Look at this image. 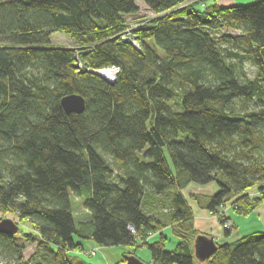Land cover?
I'll list each match as a JSON object with an SVG mask.
<instances>
[{
  "label": "trees",
  "instance_id": "trees-1",
  "mask_svg": "<svg viewBox=\"0 0 264 264\" xmlns=\"http://www.w3.org/2000/svg\"><path fill=\"white\" fill-rule=\"evenodd\" d=\"M189 1L141 0L153 18L133 21L146 22L131 32L135 47L121 38L134 0H0V214L34 230L0 234L1 260L85 264L71 254L76 237L132 248L115 264L138 246L150 264H264L263 231L198 260L181 193L214 182L205 207L232 203L239 215L264 199V0ZM55 32L75 47H52ZM110 66L113 83L95 73ZM69 94L84 98L81 114L62 109ZM68 188L89 213L76 225Z\"/></svg>",
  "mask_w": 264,
  "mask_h": 264
},
{
  "label": "crops",
  "instance_id": "crops-1",
  "mask_svg": "<svg viewBox=\"0 0 264 264\" xmlns=\"http://www.w3.org/2000/svg\"><path fill=\"white\" fill-rule=\"evenodd\" d=\"M249 1L254 3L258 0H249ZM238 2L239 1H237V0H213V4H217L220 7H230V6H234L237 4H241ZM211 4H208V5H211ZM217 191H218V186L214 182H210V183L205 184V185H198V184H194V183L190 182L181 191L182 195L187 199V201H189L188 203L191 206L192 212H193V225H194L195 230L200 235H205L206 237H211V238H213L214 242L222 244V243L234 242L238 238H240L242 236H246L252 232H256V231H263L264 232V199L251 213H249L247 215L236 216V218H234V220H232V218H230V216L228 215L229 210L227 209L225 211V217H226V219H228L230 221L231 227L229 230L225 231L222 227L221 220L218 217H216V214H217L218 210L221 209V207L215 209L217 212H212L210 209H207L205 207V203L207 200L206 198L214 195ZM198 192H200V194H198ZM257 192H258L257 190H250L249 192H247V194L249 195V197H253V196H251V194H254ZM196 194L201 196L200 198H203V199L200 201H197L194 197H192V199L190 200L191 196L196 195ZM242 219H249V221H252L254 223L253 228L249 229L251 231L244 233V232H246L245 231L246 229L240 230ZM167 231H170L169 227L164 228L161 231V233H163L165 235V233ZM34 233H36V232H34ZM234 233L235 234L238 233L240 235L238 237H236L234 240L229 241L230 239H233V237L235 235ZM156 237H157V234H152L147 239V241L151 242V241L155 240ZM165 237L167 238L166 235H165ZM74 242L81 244V250L72 251V252H75L76 254L71 253L72 255H74L73 257L75 258V260L77 262H80V263L110 264V262H108L109 258L107 256L102 257V258L99 257L100 262L96 261L95 258H97V256L100 255V254H96V251H98V250L101 251L102 249L106 250V251H111L112 249H118L119 248V249H121L120 252L127 253V252H124L123 246L99 247L98 245L94 244L91 241L81 240V239H78L76 237H74ZM138 247H140V246H138ZM92 249L95 250L96 255L94 254V255H88L87 256L86 253H84V252L92 250ZM130 251H132V248ZM130 251H128V252H130ZM26 252H28V250ZM89 256H91V257H89ZM149 256H148V261L146 262V264L151 263V254ZM84 257H86V258L89 257V258H92L94 260L92 261V259H91V261H86L84 259ZM119 258H120V255L118 256L115 263L118 262ZM115 263H113V264H115Z\"/></svg>",
  "mask_w": 264,
  "mask_h": 264
},
{
  "label": "rangeland",
  "instance_id": "rangeland-1",
  "mask_svg": "<svg viewBox=\"0 0 264 264\" xmlns=\"http://www.w3.org/2000/svg\"><path fill=\"white\" fill-rule=\"evenodd\" d=\"M134 1H135V4L137 5V7L139 9L138 13L136 15H134V16H126L125 17L126 21L131 22L130 23L131 24V27H130V31H129V36H131L130 33L132 31H134L136 29V27L138 26L134 22L140 21V20H144V19H148L149 20V19L153 18V13L150 10H148V8L141 2V0H134ZM190 1H192V0H190ZM237 1H239L238 3H241V4H237V5H247V4L253 3V2H250L249 0H237ZM206 2H207L206 4H211V3H213V0H206ZM50 44H51L52 47H75V44H74V42L72 40L68 39L62 33H59V32H55V33H53L51 35ZM156 50H157V53L159 55H162V53H161V51L159 49H156ZM245 70H246V72L248 73L249 76H252L253 75V70L254 69L248 63H245ZM165 154H166V158H167V161H168L169 165L172 167L173 165H172V162H171L170 158L168 157L167 151H165ZM108 160L111 161L110 159H108ZM218 179L221 182H223V183H228V179L226 177H224L223 175H220L219 174L218 175ZM198 194H200V192H198ZM198 194L192 195L191 198H190V200L192 199V197L199 196ZM258 195H259L258 193L251 194V196H254V197L255 196H258ZM68 196H69L71 211H72V215H73V221H74L75 225L78 222H80V221H84V220L88 219L89 218V213L82 206V198L77 197L70 188H68ZM199 197H201V196H199ZM225 206H227L226 208L229 210L228 211V215L230 216V218H232V220H234V218H236V216H239V214H237L234 211V206L232 205V203H227L226 205H224L222 207H225ZM11 216L12 215H5V214L4 215H1L0 214V219L13 218ZM216 217H218L217 214H216ZM18 221H19V225H17L15 223L17 225V227L19 228V232H17L14 235V238L16 240H19V238L22 237L23 232H26V231L29 232L30 231V232L33 233L34 230L31 229L30 224H28L27 222H22L19 219H18ZM221 223H222V221H221ZM253 225H254V223L252 221H249V219H242V223H241V226H240L241 227L240 230L241 229H246L245 230L246 232H244V233H247V232L251 231L249 229L253 228ZM165 235L167 236V241L165 242V250L166 251H171V250L174 249L175 245L177 244L178 239L175 238L170 233V231H167L165 233ZM239 235L240 234L236 233L234 235L233 239H230L229 241L234 240ZM149 237L150 236H148L146 238V240ZM31 248H32V246H28L27 250H31ZM123 248H124V252H128V251L131 250L130 247H123ZM90 251H94V250L92 249V250L86 251L84 253H86V255L88 256V255H91V254H89ZM120 251H121V249H119V248L118 249H112L111 251H106V250H103V249L101 251L98 250V251H96V254H100V255H98L97 258H95V259H96V261L100 262V258L99 257L102 258V257L107 256L109 258V261L108 262H110V264H113V263H115V261L117 260V258H118L119 255H120L119 260L121 259V256H122L121 253H123V252H120ZM71 253L72 254H76L75 252H71ZM135 255L142 262L146 263L148 261V256L150 255V252H149V250L146 247L140 246V247H138V248L135 249ZM89 257H91V256H89ZM89 257L88 258L84 257V259L86 261H91L92 258H89ZM93 260L94 259H92V261Z\"/></svg>",
  "mask_w": 264,
  "mask_h": 264
},
{
  "label": "water",
  "instance_id": "water-1",
  "mask_svg": "<svg viewBox=\"0 0 264 264\" xmlns=\"http://www.w3.org/2000/svg\"><path fill=\"white\" fill-rule=\"evenodd\" d=\"M97 75L99 76V74ZM60 105L66 114H70V113L81 114L85 109L84 98L79 94H69L63 96L60 100ZM17 231H18V227L12 220L7 218L0 219V234L13 236L17 233ZM215 247L216 246L213 238L206 237L205 235H200V234L197 235L194 242V252L196 258L201 261L210 258V256L215 251ZM121 264H146V263L142 262L136 256H130L126 259L124 263Z\"/></svg>",
  "mask_w": 264,
  "mask_h": 264
},
{
  "label": "built area",
  "instance_id": "built-area-1",
  "mask_svg": "<svg viewBox=\"0 0 264 264\" xmlns=\"http://www.w3.org/2000/svg\"><path fill=\"white\" fill-rule=\"evenodd\" d=\"M144 23H146V22L135 23L136 25H138L136 28L140 27ZM130 27H131V25H130ZM130 27L126 28V30L121 34V38L129 40L131 42V44H133L135 47H137L136 41L133 38H131V36H129ZM118 72H119V68L116 66L105 67L103 69L95 71V73L99 74V76L104 78L109 83H113L115 81ZM257 193L259 194V192H257ZM226 207H221V210L220 211L218 210L219 212H217V216L222 221V227L225 231L229 230L231 227L230 221L228 219H226V217H225V211L227 209ZM234 208H235V206H234ZM7 215H10V214H7ZM11 217H13V218H7V219L12 220L14 223L19 225L18 217L16 215H12ZM129 231L134 233V230L132 227H129ZM89 254H91V255L95 254V250L90 251ZM0 264H8V263H6L5 261L0 259Z\"/></svg>",
  "mask_w": 264,
  "mask_h": 264
}]
</instances>
